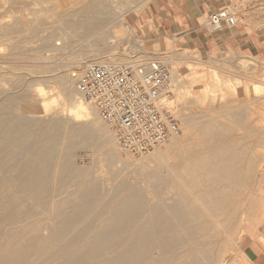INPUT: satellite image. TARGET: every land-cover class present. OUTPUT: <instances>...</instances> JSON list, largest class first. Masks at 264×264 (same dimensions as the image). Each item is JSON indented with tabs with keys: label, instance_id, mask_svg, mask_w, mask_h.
Returning <instances> with one entry per match:
<instances>
[{
	"label": "bare ground",
	"instance_id": "6f19581e",
	"mask_svg": "<svg viewBox=\"0 0 264 264\" xmlns=\"http://www.w3.org/2000/svg\"><path fill=\"white\" fill-rule=\"evenodd\" d=\"M66 1L68 4L55 17L48 15L46 20H39L34 15L36 19L27 21L22 16L24 20L18 22L21 17L18 15L15 23L0 27V35L4 37L26 32L15 43L6 38V48L14 50L22 42L28 44L33 40L37 46L31 44L38 51L71 50L73 68L91 62H128L119 55L109 58L101 51L80 52L110 49L111 43L129 38L124 14L147 0ZM135 46L143 49L138 43ZM143 51L145 58H153L171 71L172 86L179 99L182 132L139 158L127 153L126 161L119 160L118 153L122 150L96 108L79 100L71 70L53 69L44 76L47 82L57 83L66 113L54 110L47 103L41 112L32 110L31 114H16L15 108L9 111L0 106V264H220L223 261L225 252L231 248L230 242L234 243V233L227 235L225 241L221 234L231 225L233 232L237 229L238 206L233 202L239 192L236 188L225 192L221 186H213L236 184L241 175L243 178L249 172L252 159L244 155L245 150L236 144L230 132L234 126L241 128L243 118L257 108L252 106L245 114L234 115L233 110L240 108L234 102L224 111L226 115L219 114L221 110L215 115L202 116L197 107L194 111L188 106L187 111L183 104L189 102L183 98L187 85L194 82L183 78L172 64L180 58L187 61L194 58L171 53L161 59ZM211 81L218 85L214 74ZM33 82V75L31 79H17L10 86L11 92L0 93V101L4 97L25 100L27 96L45 93L41 86L38 91L34 89ZM211 87L215 88L212 82ZM251 89L259 95L264 93V84L253 81ZM12 91L18 93L14 95ZM258 95L254 99L256 103L249 105H261ZM92 145L106 147L110 162L121 161L124 168L133 166L123 175L118 173L121 176L118 181L102 188L92 175V166L80 167L74 161L77 148ZM241 161L248 163L241 167L246 172L239 169ZM193 192L199 194L195 199L200 201L202 212H197L189 200L188 194ZM207 200L212 202L210 209ZM208 218L214 222L211 228Z\"/></svg>",
	"mask_w": 264,
	"mask_h": 264
},
{
	"label": "rangeland",
	"instance_id": "374dc122",
	"mask_svg": "<svg viewBox=\"0 0 264 264\" xmlns=\"http://www.w3.org/2000/svg\"><path fill=\"white\" fill-rule=\"evenodd\" d=\"M151 1L152 0H147L141 6L136 7L124 14L123 21L125 27L128 29L129 38L124 37L122 40H117L116 44L111 43L112 45L110 49L102 48L97 49L96 51L84 49L80 53L87 54L89 52L92 53L101 51L105 52V56L109 58L111 56L118 57L119 55L125 61L133 60L140 61L142 63L144 62L147 64L160 63L156 60H153V58H145L143 49L147 50L150 56H159V58L161 59L169 57L171 53H184L185 55L193 57L194 59L187 61L180 58L177 59L172 65L175 70H177V72L182 75L183 78L187 80H193L194 82L192 85H187V88L185 90L186 92L183 100L189 102L188 104H183L185 110L188 111V109L186 108L192 107L194 108V111L197 109L196 111H198L199 115H201L202 113V116H210L212 113L215 115L218 111L222 110L218 113L226 115V112L225 114H223L224 111H226V108L228 106L234 104V102H236L235 104H239V110H236L237 112L233 110V113L230 112V110H227V113L230 112L234 115L236 113L245 114L247 109H250V107L252 106V108L255 107L260 110L259 113L256 112L257 109L255 111L253 110L251 114L249 112L248 115H246L245 118H243V120L240 122L242 127L240 128L234 126V131L230 132V135L234 139L236 144L243 147V149L245 150L244 155L252 159V163H249L251 166L249 167V169H247L249 171L247 172L248 176L247 174H245L246 176H243L242 178L241 175L239 179L236 180V184H218L213 186H221L225 192H229L232 189L234 190L236 188L239 192L238 198L233 202L238 206L235 225L238 224L239 227L237 225L235 227L237 229L233 232L232 230L234 225H231L227 228L226 232H223L221 234L222 240L225 241L228 237L227 235H229L230 233H234L232 236L234 238V243L230 242V244H232L231 248H229V250L225 252V257L220 264H248L244 255V250L248 246L255 243L256 240L260 238L261 233L264 232V215H261L264 214V201L262 192L260 190V188L263 187L264 182V136L261 137V135H264V95L262 96V94L264 93H259V95L254 94V91H252L251 89L253 81L256 83L259 82L260 84H264V69H261V71H259L258 73V67L260 69L258 63H256L252 58H247L235 53L219 52L217 54H212V58H210V54L188 50L180 44L164 50L157 42L153 40V38L150 37L149 39H145L143 37H140V32H135L131 27L133 23L132 18L135 19L137 16H141L143 12L147 11L148 5ZM18 3L15 2V0H0V17L2 18V20L0 19V22L4 21L6 18V21H4L3 23L1 22L0 27L5 26L9 23H15V21H17V18L20 17H18V15H21L20 19H18V22L19 20H24L23 17L27 21H31L36 18H38L39 20H46L48 15L55 17V14H58L59 11L65 8V6L68 4L66 0H18ZM45 9H47V11L42 12L45 11ZM48 12H50V14ZM31 14L33 17L31 16ZM12 15H15V17H13ZM34 15H37V17L35 18ZM9 19L15 21L9 22ZM148 24L152 23H147V25ZM44 27L45 26L43 25L40 28L44 29ZM25 34L26 32L23 31L20 33L16 32L7 34L5 37L4 35H0V37L2 38H0V43H2L0 44V93L5 94L9 91L11 92L10 86L14 81L22 78L31 79L32 75L34 78L33 83H35L34 89L37 90L38 87L41 86L44 89L45 93L41 94L39 92L40 94L36 93L33 94V96H27L25 100L18 97H4L0 101V106L9 111H12V108H15L16 114H31L32 110H39L41 112V107L45 103H47L48 106H50L54 110H62V113H66L67 107L63 106L60 97L58 96V85H56L57 83L55 84V82H47L44 76H47V72L53 69H65L69 72L73 71V73L75 74L74 77L76 78V76L82 72L84 67L73 68L70 65V63L73 61L71 60L73 54H69L72 52L71 50H67V53L66 50H60L56 53H54V51H38L35 49L37 43L33 42V40L31 42L34 43L35 47H33L34 45L33 43L31 44V42H29L31 46L28 45L29 43L27 44L22 42L20 46L14 50H8L9 47L6 48V38H10L9 41H11V43H13L12 41H14L15 43V41L25 37ZM168 38L174 40L175 36L170 34ZM1 40H4V44ZM135 43L142 45L143 49H139L138 47H136ZM36 52H39V54L41 55H38ZM210 59H212V61H209ZM212 74H214V76L218 78V85H215V83L211 81ZM42 82H44L45 85ZM211 82L213 83V87H215L213 90L211 87ZM12 92L14 95L18 93L16 91ZM173 92L175 100L174 102L177 106V109L179 110V99H177L174 89ZM256 95L260 96L259 100L261 102V105H249L250 102L256 103L254 101ZM79 100L82 103H86V101L83 100L80 95ZM195 107L197 108L195 109ZM222 122L225 123L227 121L222 120ZM105 148L106 147H97L95 145H92L87 147H79L74 152L75 163L80 167L91 168L92 166V175L94 176V178L98 179L102 188H107L112 183H114V181H118L119 177H121L120 175L129 172V169L133 166H131L132 163L129 165L131 166L129 168H124L123 165L121 166V161H126V156L129 154H127V152L125 151H119L118 153V158L121 161L113 163L110 162L106 157ZM131 156H133V158L140 157L136 155ZM245 164L248 163H246L245 161H241L238 164L241 171L245 170L246 172V169L241 168ZM221 170L225 171L226 169ZM177 171H179V169ZM116 175L118 176L116 177ZM129 178V180H132L131 176ZM209 196L210 195H207V197ZM188 197L190 202L195 205L196 211L202 212L203 209L200 201L195 199L196 197H199V194L193 192L191 194H188ZM205 203L209 209L212 207V202L210 200H207ZM242 205H244V207H242L244 208V210L241 213L240 208ZM207 220H209V227L211 228L214 223L213 219L208 218Z\"/></svg>",
	"mask_w": 264,
	"mask_h": 264
},
{
	"label": "built area",
	"instance_id": "2783aa9c",
	"mask_svg": "<svg viewBox=\"0 0 264 264\" xmlns=\"http://www.w3.org/2000/svg\"><path fill=\"white\" fill-rule=\"evenodd\" d=\"M205 23L213 30L233 26L228 8L210 12ZM168 67L140 61L91 62L76 76V89L93 105L112 132L115 144L131 155L149 154L182 127Z\"/></svg>",
	"mask_w": 264,
	"mask_h": 264
},
{
	"label": "crops",
	"instance_id": "0c3cea01",
	"mask_svg": "<svg viewBox=\"0 0 264 264\" xmlns=\"http://www.w3.org/2000/svg\"><path fill=\"white\" fill-rule=\"evenodd\" d=\"M224 7L235 16L236 23H221L218 29H211L205 19ZM132 21L131 27L140 37L153 38L164 50L180 44L211 55L235 53L258 63V73L264 69V0H152L148 10ZM170 34L174 40L168 38ZM260 190L264 201V182ZM244 255L248 264H264V232Z\"/></svg>",
	"mask_w": 264,
	"mask_h": 264
}]
</instances>
